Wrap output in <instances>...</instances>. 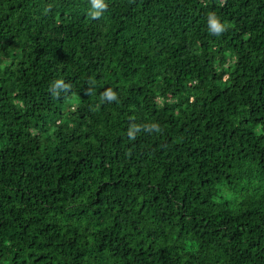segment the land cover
<instances>
[{
  "label": "trees",
  "instance_id": "trees-1",
  "mask_svg": "<svg viewBox=\"0 0 264 264\" xmlns=\"http://www.w3.org/2000/svg\"><path fill=\"white\" fill-rule=\"evenodd\" d=\"M106 3L0 0V264H264V0Z\"/></svg>",
  "mask_w": 264,
  "mask_h": 264
},
{
  "label": "clouds",
  "instance_id": "clouds-1",
  "mask_svg": "<svg viewBox=\"0 0 264 264\" xmlns=\"http://www.w3.org/2000/svg\"><path fill=\"white\" fill-rule=\"evenodd\" d=\"M89 3H90L89 15L92 16L93 19H98L107 9L106 0H89ZM49 11H51L50 8L45 9V12H49ZM225 27L226 26L223 24L220 17H218L214 13L210 14L209 31L212 35H215V36L221 35L223 31L225 30ZM65 88H67V85L64 83L63 80H56L51 85V90L54 96L58 95L59 91ZM103 99L108 102H113L117 99V96L112 90H107L103 95ZM155 130L158 131L159 129L157 128Z\"/></svg>",
  "mask_w": 264,
  "mask_h": 264
}]
</instances>
